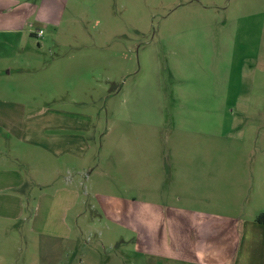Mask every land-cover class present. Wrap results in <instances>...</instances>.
<instances>
[{
	"label": "rangeland",
	"instance_id": "rangeland-1",
	"mask_svg": "<svg viewBox=\"0 0 264 264\" xmlns=\"http://www.w3.org/2000/svg\"><path fill=\"white\" fill-rule=\"evenodd\" d=\"M27 1L36 4L32 26L0 33V54L36 61L31 72L0 77V86L34 105L14 110L25 127L34 120L39 134H78L85 143L80 155L48 157L64 171L20 166L26 182L6 195L24 204L7 206L19 215L0 219L6 264H39V249L51 240L45 231L65 229L70 238L53 242L71 249L59 264H147L137 234L108 217L100 195L188 206L239 225L257 221L264 213V0ZM17 7L27 10L24 0ZM38 27L43 35L31 34ZM77 169L84 171L79 203L64 222H45L44 205L35 223L34 197L71 185ZM167 218L163 230L175 238L182 223Z\"/></svg>",
	"mask_w": 264,
	"mask_h": 264
},
{
	"label": "crops",
	"instance_id": "crops-1",
	"mask_svg": "<svg viewBox=\"0 0 264 264\" xmlns=\"http://www.w3.org/2000/svg\"><path fill=\"white\" fill-rule=\"evenodd\" d=\"M20 1L22 0H0V33H17L22 26H32V15L34 18L36 16V4L24 0L27 10L19 13L17 6ZM30 32L35 34L33 30ZM35 61L34 56L25 54H0V77L10 76L14 71L31 72L29 69L34 67ZM10 93L12 92L3 85L0 86V219L18 216L16 210L18 211L24 204L23 198L18 195L9 197L6 195L7 189L17 190L26 182L21 173V165L31 169L41 164L51 173L60 169L64 171L61 166L52 167L54 161L48 157H57L56 161L59 162L64 154L80 155V147L85 143L84 137L78 134L65 133L57 136L39 134L37 130L43 128L38 129V123L34 120H27L25 127L20 113L17 114L14 110L34 105L32 106L30 101H20ZM28 144L33 148L31 149ZM38 147L42 148L40 156L36 153ZM65 165L68 169L69 164ZM83 172L77 169L78 176L71 180V185L58 187L55 194L50 192L36 195L33 221L37 222L39 211L45 205L47 210L45 222L51 221L54 216L64 222L68 211L81 199L79 186L82 180L79 173ZM100 198L104 206H109L105 209L109 218L137 234V248L143 256L145 254L149 257V261L146 258L147 264H264V222L241 221L239 225L235 218H226L220 214L188 206L164 208L160 203L133 196L120 198L100 195ZM12 205L16 206V210L9 214L7 206ZM54 206H60V212L52 211ZM167 212L171 219L174 217L182 223L175 238L173 234L168 235L162 227L163 222L169 220ZM188 221L189 225L186 224ZM33 230L38 232L39 229L34 226ZM45 233L51 240L49 239L48 245L40 247L39 252L42 256L40 255L39 264H59L65 252L70 253L71 249L57 246L53 242L56 239L62 241L69 239L71 233L66 229L63 232L46 230ZM6 257L7 251L5 246L1 245L0 239V264L7 263ZM28 264L38 263L33 261ZM66 264L71 263L68 261Z\"/></svg>",
	"mask_w": 264,
	"mask_h": 264
},
{
	"label": "trees",
	"instance_id": "trees-1",
	"mask_svg": "<svg viewBox=\"0 0 264 264\" xmlns=\"http://www.w3.org/2000/svg\"><path fill=\"white\" fill-rule=\"evenodd\" d=\"M257 221H259V222H264V213L258 215V217H257Z\"/></svg>",
	"mask_w": 264,
	"mask_h": 264
},
{
	"label": "built area",
	"instance_id": "built-area-1",
	"mask_svg": "<svg viewBox=\"0 0 264 264\" xmlns=\"http://www.w3.org/2000/svg\"><path fill=\"white\" fill-rule=\"evenodd\" d=\"M37 36H42L44 31L43 29L38 30V32H35Z\"/></svg>",
	"mask_w": 264,
	"mask_h": 264
}]
</instances>
